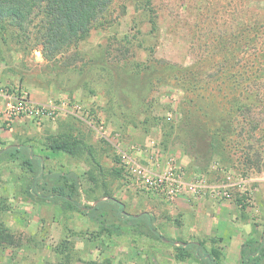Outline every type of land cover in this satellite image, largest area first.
<instances>
[{
    "label": "rangeland",
    "instance_id": "rangeland-1",
    "mask_svg": "<svg viewBox=\"0 0 264 264\" xmlns=\"http://www.w3.org/2000/svg\"><path fill=\"white\" fill-rule=\"evenodd\" d=\"M145 1L112 0L96 29L48 58L32 32L0 21V84L50 112L0 113V149L30 145L48 186L57 173L80 183L78 209L36 202L24 191V159L0 155V264H199L122 223L111 199L135 217L151 213L176 244L203 242L221 264H239L241 243L261 239L264 0ZM61 141L76 151L51 150ZM132 167L174 168L208 188L175 199L147 193ZM37 178L33 188L46 193ZM99 201L119 233L85 214Z\"/></svg>",
    "mask_w": 264,
    "mask_h": 264
},
{
    "label": "trees",
    "instance_id": "trees-1",
    "mask_svg": "<svg viewBox=\"0 0 264 264\" xmlns=\"http://www.w3.org/2000/svg\"><path fill=\"white\" fill-rule=\"evenodd\" d=\"M112 0H0V21L6 20L15 24L23 34L33 33V44L41 47L42 55L46 58L65 52L70 46L86 38L89 33L98 27V19ZM150 7L151 0H146ZM53 151H64L74 153L76 146L69 141H61L50 145ZM11 158L22 157L32 173V181L25 186V194L36 202L55 204L61 210L78 209L76 199L80 189V183L76 175L69 176L67 173H57L50 181L42 174L40 157L36 156L30 145L20 144L0 149V155ZM45 179L42 186L46 193H39L35 188L38 178ZM49 180V181H48ZM48 186V187H47ZM33 188V189H32ZM110 202L116 206L117 219L130 226L136 232H145L158 240H166L172 245L180 258L192 257L199 264H221L218 253L209 250L203 242H181L175 243L171 238L164 237L156 227L151 225L152 214L135 217L126 213L118 202L111 199ZM105 203L96 202L93 205H84L85 214L90 220L108 231L119 233L120 226L110 223L105 218L103 209ZM147 230L141 231L138 222L146 218ZM165 238V239H164ZM239 264H264V231L261 239H247L243 241L239 249Z\"/></svg>",
    "mask_w": 264,
    "mask_h": 264
},
{
    "label": "built area",
    "instance_id": "built-area-1",
    "mask_svg": "<svg viewBox=\"0 0 264 264\" xmlns=\"http://www.w3.org/2000/svg\"><path fill=\"white\" fill-rule=\"evenodd\" d=\"M47 112L45 107L34 105L27 98L26 92L22 88L0 84V113L5 116L7 121H12L14 118L26 114L42 117ZM129 171L132 172L130 177L136 186L147 193L164 195L169 199L177 198L186 189L197 195L208 188V185L199 179L200 177H197V181L186 183L183 172L174 168L153 175L148 170L139 167H132ZM221 196L229 197L230 194L223 191Z\"/></svg>",
    "mask_w": 264,
    "mask_h": 264
}]
</instances>
